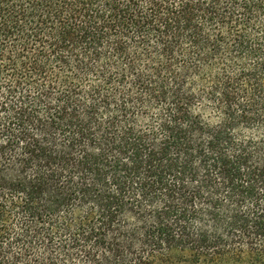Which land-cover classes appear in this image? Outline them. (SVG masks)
I'll return each instance as SVG.
<instances>
[{
  "label": "trees",
  "instance_id": "obj_1",
  "mask_svg": "<svg viewBox=\"0 0 264 264\" xmlns=\"http://www.w3.org/2000/svg\"><path fill=\"white\" fill-rule=\"evenodd\" d=\"M264 260V0H0V264Z\"/></svg>",
  "mask_w": 264,
  "mask_h": 264
},
{
  "label": "rangeland",
  "instance_id": "obj_2",
  "mask_svg": "<svg viewBox=\"0 0 264 264\" xmlns=\"http://www.w3.org/2000/svg\"><path fill=\"white\" fill-rule=\"evenodd\" d=\"M169 264H194L188 261H178V260H173L171 263ZM220 264H251L250 261H248V259L240 261V262H236V263H220ZM264 264V260H262V263Z\"/></svg>",
  "mask_w": 264,
  "mask_h": 264
}]
</instances>
